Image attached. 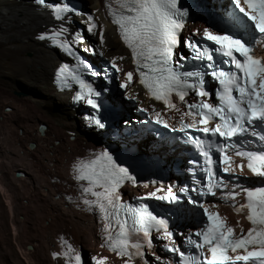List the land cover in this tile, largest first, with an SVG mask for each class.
I'll use <instances>...</instances> for the list:
<instances>
[{"label":"snow or ice","instance_id":"snow-or-ice-1","mask_svg":"<svg viewBox=\"0 0 264 264\" xmlns=\"http://www.w3.org/2000/svg\"><path fill=\"white\" fill-rule=\"evenodd\" d=\"M35 3L51 8L54 19L60 22L58 29L42 32L38 39H51L68 56L74 57L91 77V81L86 82L79 74L71 75V80L81 89L73 99L84 100L86 93L87 104L96 111L85 119L99 129H107L105 118L99 115L102 111L100 101L111 92L112 77L107 71L92 67L81 56V52L96 53L98 50L87 44L79 28L73 29L71 19V14L75 13L82 18L83 24L85 14L67 0L63 6L60 0L55 3L35 0ZM118 9L108 7V14L131 52L139 83L150 97L162 101L166 109L179 112L176 101L186 109L181 113L179 130L169 129L166 119L155 110L153 123L173 133L183 132L184 146H192L205 163L201 166L198 159L189 158L184 164L183 170L192 177L191 188L171 183L167 188H156L153 181L152 189L137 198L138 206L122 201V192L118 191L127 182L137 185L133 165L142 163L138 156H130L129 163L105 147L89 164H74V179L87 180L88 186L83 192L95 198H83L81 202L89 211L98 209L104 221L105 244L102 247L114 250L116 256L125 258L124 264H129L133 257H147L142 249L145 244L152 249L151 233L155 231L159 233L156 240L169 242L164 245L166 251L179 257L171 264H264V61L252 55L255 44L264 46V0H119ZM198 18L206 26L194 27L184 35L188 22ZM97 30L103 44V26L98 27L94 17L87 15L85 31L95 35ZM64 34L70 35L71 41H61L59 37ZM80 44H84L82 49L75 47ZM109 66L113 74L120 71L115 58ZM66 73L68 65L61 64L56 76L65 81L62 87H67ZM123 75L125 82L119 84L120 89L133 82L131 71ZM213 83L219 87L213 89ZM191 92L195 93V98L189 102L186 97ZM213 95L218 103L209 99ZM183 116L190 117V122L185 123ZM123 123L127 127L130 122L125 119ZM165 145L172 148L167 138L161 137L160 142H154L153 148L158 151ZM206 146L209 150H205ZM214 153H218V161ZM233 155L246 164H233ZM201 167L206 173L205 180L196 176ZM245 167L258 178V186L241 184L235 169L243 172ZM229 183L233 190L224 193ZM142 186L149 187V183L144 182ZM237 188L244 193L245 203L233 204V209L239 212L246 208V219L252 225L247 233L242 232L238 237L217 213L203 208L200 199L206 195L216 196V189L234 199ZM149 200L159 202L162 211H154ZM201 210L203 216L197 219ZM179 219L195 221L196 226L190 233L177 232L179 225L175 221ZM177 235L183 236L185 243L194 247L198 255H188L181 247L174 246ZM52 255L55 258L58 254ZM153 255L157 264H162V258ZM72 259L75 264H84L79 251ZM91 259L93 264H103L96 257Z\"/></svg>","mask_w":264,"mask_h":264},{"label":"bare ground","instance_id":"bare-ground-1","mask_svg":"<svg viewBox=\"0 0 264 264\" xmlns=\"http://www.w3.org/2000/svg\"><path fill=\"white\" fill-rule=\"evenodd\" d=\"M85 1L104 29L103 44L98 30L95 35L84 30L87 44L109 60L115 58L122 75L132 72L129 52L104 18L108 0ZM56 27L60 22L52 21L45 8L27 0H0V264H65L77 251L82 254L83 245L103 264H113L117 257L98 246L102 224L81 202L93 197L83 192V180L74 179L73 167L83 166L103 143L93 129L83 128L79 108L69 105V93L53 85L54 67L63 58L59 49L37 39ZM8 55L9 60H2ZM20 83L27 92L18 95ZM131 84L123 92L136 97V104L155 105L134 75ZM220 210L234 224L231 210Z\"/></svg>","mask_w":264,"mask_h":264},{"label":"rangeland","instance_id":"rangeland-1","mask_svg":"<svg viewBox=\"0 0 264 264\" xmlns=\"http://www.w3.org/2000/svg\"><path fill=\"white\" fill-rule=\"evenodd\" d=\"M82 1H84L85 2V4H86V6H87V3H86V1L85 0H82ZM88 8V7H87ZM77 19V18H76ZM198 23H200L199 21H198ZM85 30V29H84ZM85 32V31H84ZM93 40H95V39H93ZM16 43V41H12V40H10L9 41V44H15ZM4 44H5V46L8 44L7 42H4ZM2 47V44L0 45V48ZM103 55H104V53H102ZM21 56H24V57H28L30 54L29 53H22V54H20ZM11 58V56L10 55H8L6 58H2V60H9ZM122 74V73H121ZM132 84H130V86H131ZM21 86V87H20ZM20 86H19V88L17 89V91L15 92L16 94H18V95H21V94H23V92L25 93V92H27V89H26V87H23V84L22 83H20ZM24 89H23V88ZM128 87V86H127ZM19 90V91H18ZM27 96H33V93L32 94H28ZM124 120H125V118H124ZM94 132V131H93ZM94 133H96V132H94ZM96 135H97V133H96ZM22 170V169H21ZM25 173V172H24ZM23 227H24V225H22ZM62 227V226H61ZM61 227H59V228H61ZM58 228V229H59ZM63 231V230H62ZM64 237H65V234L63 235ZM27 242V239H25L24 240V242ZM27 245L28 244H25V246H26V248H28L27 247ZM92 249H90L88 246H86V245H83V247H82V255H83V253L84 252H86V254H85V257H86V255H88L89 253H91L92 251H91Z\"/></svg>","mask_w":264,"mask_h":264},{"label":"trees","instance_id":"trees-1","mask_svg":"<svg viewBox=\"0 0 264 264\" xmlns=\"http://www.w3.org/2000/svg\"><path fill=\"white\" fill-rule=\"evenodd\" d=\"M134 117H135V116H134ZM135 118H137V116H136ZM126 120L130 121L129 119H126Z\"/></svg>","mask_w":264,"mask_h":264},{"label":"water","instance_id":"water-1","mask_svg":"<svg viewBox=\"0 0 264 264\" xmlns=\"http://www.w3.org/2000/svg\"><path fill=\"white\" fill-rule=\"evenodd\" d=\"M16 174H19L18 172ZM27 247H29V245H27Z\"/></svg>","mask_w":264,"mask_h":264}]
</instances>
